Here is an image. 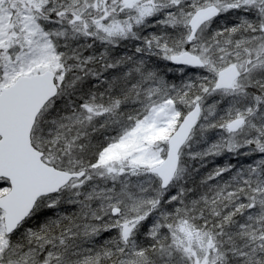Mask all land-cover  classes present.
I'll use <instances>...</instances> for the list:
<instances>
[{
	"label": "snow or ice",
	"instance_id": "snow-or-ice-1",
	"mask_svg": "<svg viewBox=\"0 0 264 264\" xmlns=\"http://www.w3.org/2000/svg\"><path fill=\"white\" fill-rule=\"evenodd\" d=\"M0 264H264V0H0Z\"/></svg>",
	"mask_w": 264,
	"mask_h": 264
}]
</instances>
